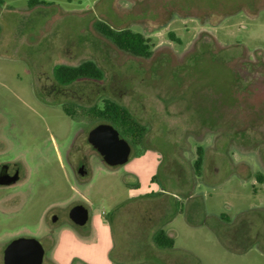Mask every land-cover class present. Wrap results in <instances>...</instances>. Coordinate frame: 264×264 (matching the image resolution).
Segmentation results:
<instances>
[{"label": "rangeland", "instance_id": "rangeland-1", "mask_svg": "<svg viewBox=\"0 0 264 264\" xmlns=\"http://www.w3.org/2000/svg\"><path fill=\"white\" fill-rule=\"evenodd\" d=\"M43 1L0 2L1 122L28 171L13 208L0 209V254L12 237H34L41 264H264V143L261 159L240 146L264 124V0ZM97 20L142 32L150 56L118 49ZM86 59L102 79L72 82L65 100L42 89L55 64ZM103 98L147 128L142 142L121 134L131 151L113 167L86 140L107 122L90 115ZM74 201L89 210L82 228L67 219ZM159 227L171 250L153 245Z\"/></svg>", "mask_w": 264, "mask_h": 264}, {"label": "trees", "instance_id": "trees-1", "mask_svg": "<svg viewBox=\"0 0 264 264\" xmlns=\"http://www.w3.org/2000/svg\"><path fill=\"white\" fill-rule=\"evenodd\" d=\"M2 0H0L1 2ZM40 3H44L43 0H27V6L33 8ZM95 30L104 38L108 39L118 49L127 52L135 57L147 58L150 56L151 42L149 37L142 32L132 30L128 27L116 28L108 24L103 20H97L94 23ZM175 40H179L177 37L171 35ZM264 60V53L262 55ZM53 75L55 79L64 84H69L79 79H93L100 80L103 78L102 68L92 59L83 60L77 64H56L53 66ZM90 115L110 122L119 128L120 134H125L133 142H140L147 132L146 125L140 122L131 110L117 100L111 98H104L100 104L93 103L89 105ZM66 112L69 113L68 107H65ZM122 134V135H123ZM260 139H256L253 142L245 141L240 144L241 149H250L259 152L261 159L262 153L260 149V143H264V124L261 126ZM235 144L236 138H235ZM204 160V151L201 147L196 150V157L193 161V171L196 174L201 173ZM257 180H262V174H257ZM221 218L226 214H221ZM152 243L159 250H171L173 248V236L169 232L165 231L162 227L157 228L152 233ZM141 262V260H140ZM142 262H151L150 260H144ZM115 264H125L124 261H117Z\"/></svg>", "mask_w": 264, "mask_h": 264}, {"label": "water", "instance_id": "water-1", "mask_svg": "<svg viewBox=\"0 0 264 264\" xmlns=\"http://www.w3.org/2000/svg\"><path fill=\"white\" fill-rule=\"evenodd\" d=\"M87 141L98 151L103 162L110 166L124 163L130 155L131 145L109 122L97 123L89 128ZM83 173V170L80 171ZM70 219L84 224L88 219V209L83 204L73 205L69 210ZM44 248L34 237H17L4 249L5 264H41Z\"/></svg>", "mask_w": 264, "mask_h": 264}, {"label": "flooded vegetation", "instance_id": "flooded-vegetation-1", "mask_svg": "<svg viewBox=\"0 0 264 264\" xmlns=\"http://www.w3.org/2000/svg\"><path fill=\"white\" fill-rule=\"evenodd\" d=\"M255 50L257 51L259 50V48ZM46 80L47 81L42 84V89H44V91H48V95H54L57 97V99L65 100L66 99V93H65L66 86L71 84L72 82L69 84L60 83L55 79V77L54 78L47 77ZM36 98L42 104L46 103L47 98L45 96L36 97ZM2 123L3 122H1V113H0V190H1L0 191V209H6V208H13L16 200H18L20 193L16 190H13V186L23 182L25 178L27 177L28 171H27V166L25 162L23 161L22 157L21 156L17 157L15 155V152L13 151L12 141L8 138V135L11 133L10 132L8 133V131H5V132L3 131ZM143 138L141 142L143 141ZM86 140H87V133H86ZM91 147H92V150H94L101 158V155L98 153V151L92 145ZM198 147H201L203 151L205 152V147L203 145H198L197 148ZM86 167H87V163L84 160V158H78L71 165V170L73 171V174L75 175L76 180H82L86 178L87 176ZM81 170H83V173L80 172ZM76 204H83L85 207H87L86 204H84L82 201H74L68 208L66 215H67V219L70 224H72L76 228H82L83 226H85L88 219L86 220L84 224L80 225V224L73 222L69 217L70 208ZM50 216H51L50 217L51 220L55 221L57 219L58 214L57 212L52 210L50 212ZM88 217H89V210H88ZM12 240H13V237L9 241H7V243L4 245L2 253L0 254V264H5L4 249L6 245Z\"/></svg>", "mask_w": 264, "mask_h": 264}]
</instances>
